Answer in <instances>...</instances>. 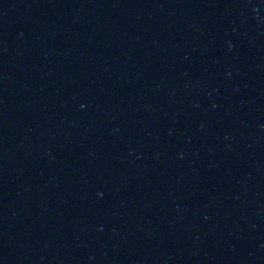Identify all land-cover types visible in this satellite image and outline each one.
Wrapping results in <instances>:
<instances>
[{
	"label": "water",
	"instance_id": "water-1",
	"mask_svg": "<svg viewBox=\"0 0 264 264\" xmlns=\"http://www.w3.org/2000/svg\"><path fill=\"white\" fill-rule=\"evenodd\" d=\"M0 264H264V0H0Z\"/></svg>",
	"mask_w": 264,
	"mask_h": 264
}]
</instances>
